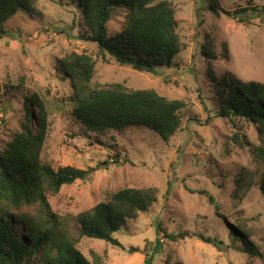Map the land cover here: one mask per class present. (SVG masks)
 <instances>
[{"label": "rangeland", "instance_id": "obj_1", "mask_svg": "<svg viewBox=\"0 0 264 264\" xmlns=\"http://www.w3.org/2000/svg\"><path fill=\"white\" fill-rule=\"evenodd\" d=\"M215 1L173 0L182 51L169 67H158L157 74L102 55L95 42L80 36L81 15L67 0H38L34 15L19 12L5 24L8 34L0 39V150L21 131L25 102L33 94L48 114L44 163L55 169L110 163L85 180L48 193L59 230L75 238L94 264V254L100 264H145L149 257L152 264H264V130L243 117L221 116L216 89L224 78L264 84V1ZM209 4L219 7L218 12L205 9ZM125 23L126 9H115L109 33L119 32ZM72 52L93 56L95 87L122 83L184 100L180 129L169 142L143 126L86 129L72 115V85L58 70L59 61ZM38 112L33 105V126ZM116 155L130 161L113 164ZM126 187H154L157 197L115 233L124 247L80 236L77 216ZM14 212L35 219L42 214L38 204ZM244 238L263 258L243 252Z\"/></svg>", "mask_w": 264, "mask_h": 264}, {"label": "trees", "instance_id": "obj_2", "mask_svg": "<svg viewBox=\"0 0 264 264\" xmlns=\"http://www.w3.org/2000/svg\"><path fill=\"white\" fill-rule=\"evenodd\" d=\"M67 1L76 4L81 15L80 36L95 42L102 55H110L120 64L157 74L158 67H169L182 51L173 0ZM37 2L0 0V39L8 34L6 22L19 12L34 15L38 12ZM117 8L126 9V23L119 32L110 34L108 23ZM218 8L212 4L205 7L215 13ZM206 50L210 49L206 47ZM58 70L72 85V115L86 129L104 132L143 126L169 142L181 127L180 112L185 106L184 100L170 99L155 89H128L122 83L95 87L96 63L91 55L72 52L59 61ZM216 87L221 95V116L243 117L264 130L263 83L224 78ZM33 105L39 109L36 126L32 125ZM25 107L26 119L21 131L0 150V264H94L76 246L75 238L59 230L60 220L52 210L48 193L58 192L62 186L78 179L85 180L93 171L110 163L99 162L87 169L72 165L55 169L44 163L41 152L48 137L45 104L32 94ZM129 161L128 157L121 161L116 155L111 163ZM237 184L241 186L242 183L237 180ZM168 185L170 191L172 181ZM156 194L154 187L117 190L107 200L77 216L80 236L124 247L115 233L128 220L137 217L139 211L151 207ZM34 204H38L42 212L38 219L14 212ZM16 227H20V231ZM204 240L218 247L221 245L215 238L204 237ZM242 243L243 252L263 258L247 239L244 238ZM94 259L95 264H100L99 256L94 254ZM152 261V257L146 258L145 264H152Z\"/></svg>", "mask_w": 264, "mask_h": 264}]
</instances>
